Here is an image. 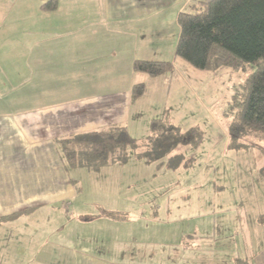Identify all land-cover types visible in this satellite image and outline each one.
Masks as SVG:
<instances>
[{"label":"rangeland","instance_id":"374dc122","mask_svg":"<svg viewBox=\"0 0 264 264\" xmlns=\"http://www.w3.org/2000/svg\"><path fill=\"white\" fill-rule=\"evenodd\" d=\"M47 1L0 0V80L11 87L10 91L0 94L4 108L6 100L13 101L12 111L70 101L87 92H98L94 89L106 88L103 85L95 88L88 83L104 78L99 76L101 66H96L92 75L87 65L82 72L76 69L83 59H77L78 47L74 40L77 35H91L93 27L75 23H84L89 17L96 20L102 2L57 0L55 8L41 9ZM196 1H191L186 10ZM79 4L84 8L75 6ZM175 34L172 27L164 29L161 45L165 51L174 44ZM82 46L79 57L86 54L91 59L96 55L92 48L97 45H88L86 53ZM115 47L129 48V53L114 60L108 56L100 63L108 69L113 63L114 73L117 69L124 72L122 77L114 75L118 86L122 79H136L135 71L128 65L141 52H134L137 41L131 45L115 44ZM28 53L41 57L59 55L66 69L33 76L35 83L15 92L11 80L30 77L11 76L9 70L11 65L25 70ZM40 61L44 66L49 62ZM172 63L171 72L157 77L147 75L150 80L146 81L144 96L132 102L125 115H122L124 109H115L116 115H122L135 138L147 135L151 118L164 117L186 133V138L199 134L198 140L178 144L160 164V161L138 158L130 149L125 163L115 162L99 169L68 167L70 176L77 180L78 192L74 189L65 201L64 208L68 207L66 213L70 215L65 221L67 230L60 238L66 236L67 242L73 243L76 227L83 243L92 240L113 245L115 249L122 247L126 250L124 259L137 258L147 264L153 261L157 264H235L239 252H245L251 245L250 240L255 246L263 244L261 233H264V226L259 222V215L264 213L261 174L264 139L249 136L240 140L247 146L228 145V124L232 119L228 107L252 68L236 70L222 66L215 71L201 70L178 57ZM42 65L37 68H43ZM43 86L52 91H45ZM88 87L92 89L89 91ZM171 156L173 159L169 160ZM54 206L49 203L43 211ZM78 214L83 217L77 218ZM33 219L36 227L42 224L47 228L58 222L54 218L42 219L41 215ZM80 230L87 234L83 235ZM248 232L256 234L249 237ZM2 238L0 262L9 264L14 236L5 230ZM40 238L37 233L35 239ZM120 256L121 253L117 258Z\"/></svg>","mask_w":264,"mask_h":264},{"label":"crops","instance_id":"0c3cea01","mask_svg":"<svg viewBox=\"0 0 264 264\" xmlns=\"http://www.w3.org/2000/svg\"><path fill=\"white\" fill-rule=\"evenodd\" d=\"M100 1L102 2L101 10L99 7L96 20L89 17L84 23L79 21L75 23L77 26L93 27L91 35H77L74 40L78 47L77 59H83L79 63V68L76 69L82 72L87 65L89 74L92 75L96 66H101L98 69L99 76L104 78L93 81L94 83L88 81V83L95 88L100 85L106 88L102 91L94 89L98 92H87L89 94L78 99L56 101L25 111H12L10 108L13 101H5V99L7 105L4 108L1 97L3 95L0 94V251H2V236L5 235V230L7 232L9 230L10 236L12 237V234L14 236L9 264H147L137 258L124 259L126 250L122 247L115 249L113 245L93 243L92 240L83 243L79 238V229L76 227H74L75 239L71 241L73 243H68L66 236L60 238L67 230L68 224L65 221L70 215L66 213L68 207L64 208L66 207L65 201L74 189L75 193L78 192V188L75 185L77 180L72 178L68 172L69 166L58 139L115 124L123 125L129 131L128 123H124L121 116L125 115V111L130 108L129 105L132 102L144 96L146 81L150 80L148 79L150 77L133 69L135 80L122 79L117 83L118 86H115L114 75L122 77L124 72L117 69V73H114L115 64L112 63L108 69L109 67L102 66L100 62L107 60L108 56L114 60L115 57H124L125 53H129V48L119 47L118 49L115 44L131 45L136 41L137 47L134 52H141V55L135 54L134 60L165 59L174 62L177 58L174 50L179 35L177 16L180 11L188 9L193 0ZM75 6L80 9L84 8L81 4ZM167 27H172L176 34L175 39L172 40L174 44L165 51L161 40L164 29ZM88 45H97L92 48L96 50V55L91 59L86 54L79 57L80 47L82 46L86 53L89 50ZM107 45L110 47L106 51ZM164 55H167L166 58H161ZM40 60L49 62L44 66ZM62 61L59 55L41 57V55L28 53L25 70L11 65L9 75L15 77L24 75L30 78L11 80L14 86L12 89L16 92V89L19 91L20 88L35 83L36 81L31 78L33 76H45L57 70L65 71V63ZM39 65L43 68H37ZM128 67L133 68L132 65ZM109 75L112 76V80H108ZM131 75L132 73L129 76ZM137 82L144 83V93L136 100H132L130 98L131 86ZM7 86V82L0 80V93L5 90L10 91L11 87ZM88 89L90 91L92 87ZM44 90L52 91L49 87ZM53 90L56 91V89ZM26 92H29V89ZM115 109H124L123 114L116 115ZM140 115V113L137 114L138 117ZM49 203H54L55 206L43 211ZM36 205H38L36 209L15 219L5 221L1 219L6 214ZM36 215H41L42 219L54 218L58 222L50 224L47 228L42 224L36 227L33 219ZM81 217L83 215L78 214L77 218ZM80 232L83 235L87 234L84 230ZM37 233L41 236L38 240L35 239ZM255 234V232L253 234L248 232L246 236L250 237ZM261 234H263L261 238L263 244L255 246L250 240L251 245L246 247L245 252H239L240 255L236 257L235 264H264V233ZM120 253L121 256L117 258ZM150 264L157 263L153 261Z\"/></svg>","mask_w":264,"mask_h":264},{"label":"trees","instance_id":"16d2710c","mask_svg":"<svg viewBox=\"0 0 264 264\" xmlns=\"http://www.w3.org/2000/svg\"><path fill=\"white\" fill-rule=\"evenodd\" d=\"M56 4L57 0H48L40 8L53 9ZM177 22L176 57L201 70L215 71L222 66L236 70L252 68L228 107L232 113L228 145L247 146L240 141L243 137L264 139V0H197L190 10L178 13ZM132 67L157 77L171 72L173 63L136 59ZM144 89L143 82L134 83L130 98L136 100ZM148 128L147 135L141 139L131 136L125 126L115 124L74 133L58 142L69 167L99 169L115 162L125 163L130 149L136 157L160 161V164L178 144L196 142L199 136L186 138V133L164 117L151 118ZM261 174L264 178V163ZM37 207L19 209L1 219L12 220ZM259 222L264 225V213L259 215Z\"/></svg>","mask_w":264,"mask_h":264}]
</instances>
